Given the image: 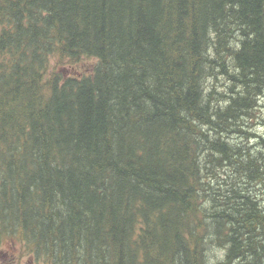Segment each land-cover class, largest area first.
I'll list each match as a JSON object with an SVG mask.
<instances>
[{"label": "trees", "instance_id": "obj_1", "mask_svg": "<svg viewBox=\"0 0 264 264\" xmlns=\"http://www.w3.org/2000/svg\"><path fill=\"white\" fill-rule=\"evenodd\" d=\"M3 239L264 264V0H0Z\"/></svg>", "mask_w": 264, "mask_h": 264}, {"label": "flooded vegetation", "instance_id": "obj_2", "mask_svg": "<svg viewBox=\"0 0 264 264\" xmlns=\"http://www.w3.org/2000/svg\"><path fill=\"white\" fill-rule=\"evenodd\" d=\"M5 239L0 241V244L4 242ZM26 254H22L21 252L18 254H7L3 255L0 251V264H38V261L35 257Z\"/></svg>", "mask_w": 264, "mask_h": 264}, {"label": "rangeland", "instance_id": "obj_3", "mask_svg": "<svg viewBox=\"0 0 264 264\" xmlns=\"http://www.w3.org/2000/svg\"><path fill=\"white\" fill-rule=\"evenodd\" d=\"M88 64V63H87ZM85 64V65H87ZM220 90H222V88H219ZM254 131L256 133H263V128L259 125V122L257 124V126L255 127ZM236 142L240 143L242 140L241 139H236ZM256 142H251L250 145H254ZM0 251L3 253V255H7V254H18L21 252H23L22 248L19 245H15L12 241L10 240H4L3 243L0 244ZM25 253V252H23ZM25 256H28L27 254ZM38 264H44L41 262H38Z\"/></svg>", "mask_w": 264, "mask_h": 264}]
</instances>
